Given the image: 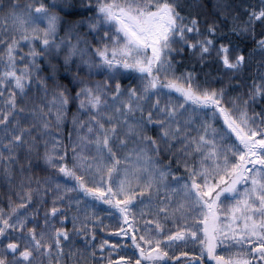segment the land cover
Masks as SVG:
<instances>
[{"label": "snow or ice", "instance_id": "6c2138e0", "mask_svg": "<svg viewBox=\"0 0 264 264\" xmlns=\"http://www.w3.org/2000/svg\"><path fill=\"white\" fill-rule=\"evenodd\" d=\"M0 178V264H264V0H0Z\"/></svg>", "mask_w": 264, "mask_h": 264}, {"label": "trees", "instance_id": "16d2710c", "mask_svg": "<svg viewBox=\"0 0 264 264\" xmlns=\"http://www.w3.org/2000/svg\"><path fill=\"white\" fill-rule=\"evenodd\" d=\"M21 2H23V0H21ZM253 2L258 3L259 0H253ZM207 70L208 69H206V71ZM251 71L253 73L255 72V63H253V67H252V70ZM4 192H5V185H4V182H3L2 178H0V204L6 203V201L4 200ZM104 223L107 224V225H109V231L100 232L97 235V242H99L102 237L108 238V239H110V241H113L114 242L117 239V237L115 235H112L111 234L110 229H111V226L114 225L115 221H111L110 218H105L104 219ZM68 226H69V228H71V224H69Z\"/></svg>", "mask_w": 264, "mask_h": 264}]
</instances>
